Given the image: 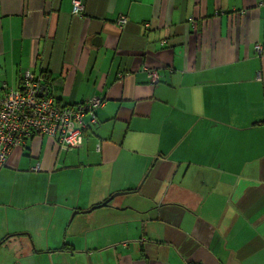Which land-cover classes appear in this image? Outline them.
<instances>
[{
  "label": "crops",
  "instance_id": "obj_1",
  "mask_svg": "<svg viewBox=\"0 0 264 264\" xmlns=\"http://www.w3.org/2000/svg\"><path fill=\"white\" fill-rule=\"evenodd\" d=\"M256 43L264 0H0V82L28 69L59 105L104 98L80 147L10 151L0 264H264Z\"/></svg>",
  "mask_w": 264,
  "mask_h": 264
},
{
  "label": "built area",
  "instance_id": "obj_2",
  "mask_svg": "<svg viewBox=\"0 0 264 264\" xmlns=\"http://www.w3.org/2000/svg\"><path fill=\"white\" fill-rule=\"evenodd\" d=\"M84 0H71V13L83 15ZM121 15L116 22L121 27L126 23ZM164 43V41H162ZM258 55H264L260 43L254 46ZM152 83L158 81V73H149ZM43 73H33L26 69L21 73L19 85L11 87L0 82V168L15 145L24 144L34 134L52 138L60 148L73 149L83 144L85 116L96 123L94 110L104 103V98L93 96L80 102L59 105L48 93L41 90ZM40 169L39 163L31 167ZM184 264H194L185 262Z\"/></svg>",
  "mask_w": 264,
  "mask_h": 264
},
{
  "label": "water",
  "instance_id": "obj_3",
  "mask_svg": "<svg viewBox=\"0 0 264 264\" xmlns=\"http://www.w3.org/2000/svg\"><path fill=\"white\" fill-rule=\"evenodd\" d=\"M46 89H47V88H46V86H45V85H42V86H41V90H43V91H44V92H43L44 94H46V93H47V90H46ZM105 203H106V202H105Z\"/></svg>",
  "mask_w": 264,
  "mask_h": 264
},
{
  "label": "trees",
  "instance_id": "obj_4",
  "mask_svg": "<svg viewBox=\"0 0 264 264\" xmlns=\"http://www.w3.org/2000/svg\"><path fill=\"white\" fill-rule=\"evenodd\" d=\"M44 76H46V75L44 74ZM46 79H47V77H46ZM44 80H45V77H44Z\"/></svg>",
  "mask_w": 264,
  "mask_h": 264
}]
</instances>
